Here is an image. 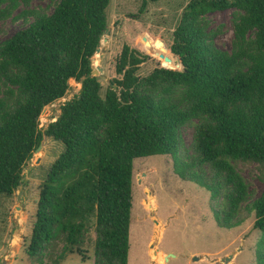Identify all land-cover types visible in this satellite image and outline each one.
I'll use <instances>...</instances> for the list:
<instances>
[{"label": "trees", "instance_id": "16d2710c", "mask_svg": "<svg viewBox=\"0 0 264 264\" xmlns=\"http://www.w3.org/2000/svg\"><path fill=\"white\" fill-rule=\"evenodd\" d=\"M21 1L29 2L0 0V20ZM109 2L59 0L50 13L24 10L25 27L0 42V196L22 184L42 135L64 146L38 196L30 263L40 264L45 250L62 241L51 259L60 264L80 252L93 230L94 264H127L133 160L169 155L176 175L209 193L218 227H237L244 212L254 213L260 232L254 264H264V191L249 202L234 165L255 161L264 169V0H191L170 45L182 69L152 42L150 52L170 61L157 55L162 66L141 77L144 58L124 45L115 63L121 77L111 79L102 97L91 58L107 28ZM225 8L235 9L230 51L216 47L206 18ZM70 79L79 91L42 130V109L64 97ZM184 126L193 127L189 148Z\"/></svg>", "mask_w": 264, "mask_h": 264}, {"label": "rangeland", "instance_id": "374dc122", "mask_svg": "<svg viewBox=\"0 0 264 264\" xmlns=\"http://www.w3.org/2000/svg\"><path fill=\"white\" fill-rule=\"evenodd\" d=\"M58 1L19 2L12 16L0 20V42L25 27L26 23L20 16L22 11L34 9L50 13ZM190 1L110 0L106 8L108 32L101 37V51L94 54L99 63L94 65L92 60L98 70L96 77L101 84L102 97L111 79L121 77L115 72V63L124 45L144 58L137 71L139 76H146L155 67L162 66L160 58L150 52H154L150 45L157 42L172 54V32ZM234 10L225 8L206 15L208 29L215 33L214 43L221 50L231 49ZM68 83L69 89L64 97L42 109L39 115V128L42 130L59 115L60 106L79 91L80 83L74 79ZM181 135L184 145L189 148L193 127H182ZM40 144L23 167L22 184L11 196H0V264H32L26 248L38 196L51 164L64 149L60 141L46 135H42ZM234 165L248 185L251 202L264 191V169L255 161H235ZM132 172L127 264L255 263L260 232L253 227L254 213L244 212L245 220L237 227H218L210 211L209 193L176 175L169 155L135 158ZM95 238L96 234L91 230L80 252L68 255L60 264H94ZM62 247V241L51 244L40 264H52L51 259L60 253ZM227 257L229 259L225 261Z\"/></svg>", "mask_w": 264, "mask_h": 264}, {"label": "water", "instance_id": "95a60500", "mask_svg": "<svg viewBox=\"0 0 264 264\" xmlns=\"http://www.w3.org/2000/svg\"><path fill=\"white\" fill-rule=\"evenodd\" d=\"M104 32H108V29L106 28L105 29V31ZM101 51V49H100V44H99V46L96 48V52L95 53H98V52H100ZM156 53H158V52H156ZM159 57H162V58H164V60L165 61H170V57H168V56H165L163 53H158L157 54ZM94 57V56H93ZM93 57L91 58V62H92V60H93ZM177 59H178V61H179V65H180V68L182 69V64H181V62H180V58L177 56ZM163 67H166V66H163ZM166 68H169V69H174L173 67H166ZM180 69V70H181ZM98 75V70L96 69V67L92 64V70H91V76H97ZM40 145L41 144H39L38 145V147L35 149V151H37L39 148H40ZM164 260H166L167 259V256L166 255H164ZM229 259V257H227V258H225V261H227ZM1 264H5V263H1Z\"/></svg>", "mask_w": 264, "mask_h": 264}, {"label": "bare ground", "instance_id": "6f19581e", "mask_svg": "<svg viewBox=\"0 0 264 264\" xmlns=\"http://www.w3.org/2000/svg\"><path fill=\"white\" fill-rule=\"evenodd\" d=\"M103 43H104V41H103ZM94 59H93V62H94V64H96V62H99V59L97 58V55H94V57H93ZM154 208V207H153ZM155 209V208H154ZM162 233V232H161ZM162 236V235H161ZM159 241H160V239H159ZM158 259V258H157Z\"/></svg>", "mask_w": 264, "mask_h": 264}]
</instances>
